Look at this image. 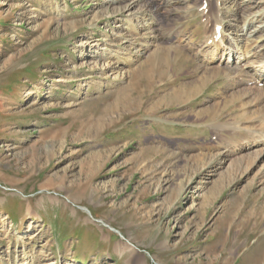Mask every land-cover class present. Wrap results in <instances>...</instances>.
<instances>
[{
	"label": "rangeland",
	"instance_id": "1",
	"mask_svg": "<svg viewBox=\"0 0 264 264\" xmlns=\"http://www.w3.org/2000/svg\"><path fill=\"white\" fill-rule=\"evenodd\" d=\"M167 1L0 0V264H264L260 146L222 175L264 80L192 92L248 71L247 46L264 58V23L236 34L264 1ZM212 10L241 50L208 64Z\"/></svg>",
	"mask_w": 264,
	"mask_h": 264
},
{
	"label": "bare ground",
	"instance_id": "2",
	"mask_svg": "<svg viewBox=\"0 0 264 264\" xmlns=\"http://www.w3.org/2000/svg\"><path fill=\"white\" fill-rule=\"evenodd\" d=\"M141 1L142 0H131V5H129V9L139 5V3H141ZM260 1L263 2L264 0H260ZM156 4L157 5H155V6H157V7L167 6V4H169V1L161 0V3H156ZM207 6H209V4ZM140 16L142 18L140 23H142V22L144 23L145 21L148 22L149 21L148 18L151 17V10L147 13L142 11L140 13ZM247 18H248V20L247 21L245 20L246 22L244 21V24L242 25L243 27H239L236 30V34L239 33L240 35H238V36L240 38L243 36H246L247 37L246 40L249 39L251 36H250V34L245 33V31H244L245 24H248V25L253 24L254 20H257V23L263 24L264 23V14H259V15L251 14V15H248ZM206 19H205L206 20V34H205V41L203 42L204 52L202 53L203 62L204 63L208 62V64H209L212 60H219V59L221 60L223 57L225 58L227 56H228L227 59L229 61L230 57H232V58L234 57L233 51L241 50V46H240L241 42L239 43V40H237V39H228L227 37H225V35H224L225 32H224V29H223L222 23H221L222 19L217 18L216 14L213 13V10L210 12V14H208ZM135 29H136V25L133 24L132 29L129 30V32H133ZM260 31H264V29L259 30V32ZM217 37H219V38L217 39ZM225 46L227 47V49H225L226 48ZM246 46L247 45H245L244 47H246ZM247 48H245V50H242L240 52L241 53L240 56L237 57L236 59L238 61H240V63H242L243 66L244 65L245 66L251 65V66H248V68H249L248 71H243V69L242 70L239 69V72L237 75H232L233 72H231L232 73L231 74L230 70H227V69L226 70L218 69V68L208 69V73H207L208 77L202 78L201 83L199 82L200 86L193 87L192 92L199 90L201 87L205 86V83H207L210 79H215V78L219 77V75H221V74H223V75L226 74V78H229V79L231 78L230 80L232 82V85H239L240 83L245 84L246 82H253L254 84H256V83H259L260 80H264V58L258 57L260 53L257 55L256 52H254V50L257 49L256 46L251 47V48H249L247 46ZM162 50H163V47H162ZM138 51H139V49L137 47L136 51L133 52L131 55H134ZM166 63L167 62H162L161 59L159 62L151 61L148 65H144L143 67H141V72L139 71V75L137 77L138 78L143 77L148 82L149 78L151 77L150 75H153V74H150V72L153 69H155V67L165 66ZM122 65H126V62H123ZM167 65H168V63H167ZM168 66H170V65H168ZM176 69H179V65H176ZM118 75H121V74L119 73ZM235 78L237 79V82H233L235 80ZM256 85H258V84H256ZM227 87H229V86L227 85ZM179 91H180V89L177 91V93H179ZM248 91L249 92L251 91L250 94H251V96H253L252 100H250L251 97L248 100V102L245 100L246 103L244 102L243 105H241V112L242 113L239 114V116L236 115V118L239 119L240 121L241 120L246 121L247 119H250L254 116V119H252V121L250 123H248V126H242L244 124L243 123L240 124L239 123L240 121H238V122L236 121L235 124L233 125L234 126L233 128L231 127V125H229L230 126L229 128H231L232 132L236 133V134H234L236 136V137H234V139L238 137L239 138L238 140L241 142L243 141V144L239 147L235 146V147H237L235 149H234V147H229L231 149H229V148L226 149V154L224 153L225 158H229V160L231 157H234V158L233 159L231 158V160L229 162L230 165H229L228 171L226 174H222L223 176H225V175H228V176L232 175L233 176L234 171H236V172L240 171L241 173H243L244 170L246 169V168H243V166H241V164L243 165V158H242V156L238 155V151L243 150L246 147L260 146L261 150L256 153L254 158L257 159L259 156H261L264 153V87L259 88L258 86H255V88H253V89L252 88L251 89L247 88V89H243V90L241 89L239 98H243L244 96H246L245 94H247ZM252 92H255V94H253ZM229 98L231 99L232 97H229ZM233 101L234 100H230V101L227 100L228 104L232 103ZM237 101H234V102H237ZM252 105H254V106L261 105V108L259 107L258 111L257 110H255V111L250 110L249 111L248 109H249V107H252ZM216 106H218V105H216ZM224 106H225V104H224ZM230 107H231V105H230ZM255 115H256V117H255ZM233 145H235V144H233ZM196 161H197V159L195 160V163H196ZM81 210L89 213L85 208H82ZM129 247H130V244H129Z\"/></svg>",
	"mask_w": 264,
	"mask_h": 264
}]
</instances>
